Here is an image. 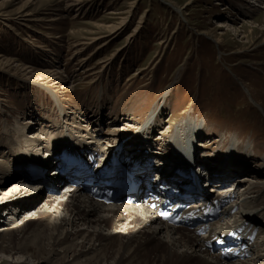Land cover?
Returning a JSON list of instances; mask_svg holds the SVG:
<instances>
[{"label":"rangeland","instance_id":"obj_1","mask_svg":"<svg viewBox=\"0 0 264 264\" xmlns=\"http://www.w3.org/2000/svg\"><path fill=\"white\" fill-rule=\"evenodd\" d=\"M63 102L84 113L81 121L108 149L117 147V133L132 148L174 155L175 134L192 122L201 127L194 142L201 168L230 154L234 142L251 152L246 167L263 172L264 0H0V159L16 161L3 147L7 137L28 147L16 130L22 119L32 122L30 136L72 134L69 126L53 132ZM152 121L158 125L147 136L159 144L143 146L146 139L139 142L135 133ZM252 181L256 188L248 184L245 192L256 198L264 183ZM66 183L31 189L36 204L61 195ZM212 184L203 182L211 194ZM17 185H1L0 204L16 196ZM10 212H0V224L20 223L33 210ZM26 263L34 264L31 251L0 254V264Z\"/></svg>","mask_w":264,"mask_h":264},{"label":"bare ground","instance_id":"obj_2","mask_svg":"<svg viewBox=\"0 0 264 264\" xmlns=\"http://www.w3.org/2000/svg\"><path fill=\"white\" fill-rule=\"evenodd\" d=\"M216 41L222 43L221 37ZM63 103L65 106L62 108L63 114L53 120L54 124L58 126L54 127L53 132L61 127L69 126V131L72 134L66 135L61 131L53 137L46 136L43 139L38 137L40 135L37 136L35 132H30L34 134L30 136L27 133L32 128L30 126L32 122L28 117L19 121L16 128L20 133V138L25 137L28 147L22 150L15 137L5 138L7 143L3 144V147L5 146V150L8 149L11 155H15L16 161L11 158L7 161L0 159V188L9 180H14L17 184L20 183L21 187L17 185L15 188L17 192H14L13 195L16 196H9L4 200V203L0 204V212L10 210L11 215L20 211L29 213L30 210H33V212H30L31 214L20 223L1 222V256L26 255L31 251L34 264H66L69 257L73 258L74 264H214V260L217 258L204 250L202 238L194 232L162 224L148 206L128 203L102 204L93 200L89 195L87 196L80 186L71 185L70 181L73 178L58 173L55 167L59 166L58 151L62 147H71L76 142L81 148L101 151V168L111 165L117 173H122L123 169H127L149 184L153 183L149 182L150 179L155 177L157 179L154 181L155 184L164 183L183 191L184 184L189 183L194 190L190 193L197 198L211 196V193L206 191L203 182L205 185L209 181L216 184L214 187L224 189L223 192L230 194L229 196L240 190L241 200L239 198L231 200V207L227 210L228 224L222 223L221 229L225 231L226 228L236 226L244 231L249 229L251 234L256 233L257 239L251 246L254 255L250 260L254 264H264V196H262L264 184L260 187L256 198L246 195L245 192V187L248 184H252V188H256L252 179L264 183V171L255 172L252 168L246 167V157L252 158L248 149L233 142L228 149L230 154L227 153L213 166L203 169L200 167L199 157L194 153L196 149L194 142L201 138L199 137L201 127H199L200 124L192 122H187L183 126L182 135L175 134L174 155L170 152L166 153L165 149L158 153L152 149L147 152V147L135 146L132 148V141L123 139L124 137L117 133H113L112 138L116 139L120 149L118 146L108 149L104 144L105 141L97 139L88 130L91 128L90 125L83 124L81 120L88 119L84 113L70 111L71 108H68L65 102ZM59 118L61 121L55 122ZM98 122L102 123V120L98 119ZM156 125L158 124L152 121L146 129L138 130L135 133L138 141L146 139L141 145L148 144L150 146L156 142L153 143L148 138L150 127L152 129ZM156 144L159 143L156 142ZM0 154L2 153L0 152ZM183 154L184 158L182 159L180 156ZM148 159H151L150 163ZM34 161L49 164L47 166L49 167L48 174L44 178L36 180L37 176L30 171L32 165L36 166ZM200 161H202L201 158ZM261 166L264 167V162ZM251 175L252 179H248ZM64 181L67 182L65 192L61 195H48L49 197H46L41 206L36 204L38 195H33L31 189L46 187L52 191L56 190L60 182ZM226 183L227 185H225ZM223 185H225L224 188ZM24 190H30V193H26ZM243 197L247 203L245 202L246 205L242 206ZM200 201L202 202V200ZM233 210L235 212L231 215ZM123 213L127 214L124 216ZM93 227H99L100 230H106L107 233L104 234V232L96 230L97 228L93 231L90 230ZM164 234L167 235L168 241L161 238ZM153 241H157V243L152 246ZM59 248L62 250L60 251ZM181 249L184 250L182 253ZM150 252H153V256L149 255ZM202 254H205L207 258L202 257ZM247 262L243 264H248Z\"/></svg>","mask_w":264,"mask_h":264}]
</instances>
